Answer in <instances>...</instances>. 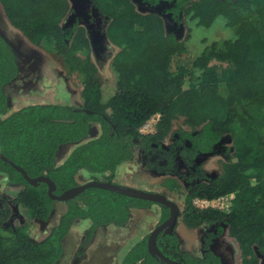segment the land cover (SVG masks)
<instances>
[{"label": "trees", "instance_id": "1", "mask_svg": "<svg viewBox=\"0 0 264 264\" xmlns=\"http://www.w3.org/2000/svg\"><path fill=\"white\" fill-rule=\"evenodd\" d=\"M91 2L105 20L106 41L115 49L112 89L93 60L87 29L79 22H65L69 0H0L11 26L36 47L61 58L68 73L79 75L82 83L80 107L36 104L5 117L10 109L5 88L20 71L0 35V152L30 178H49L59 196L80 185L82 172L92 181L102 176V182L115 183L118 167L130 162L138 149L144 168L166 177L162 188L168 190V199L182 202L181 222L188 229L228 227L242 252L241 264H260L256 250L264 253V0ZM189 16L206 29L221 18L234 37L208 44L191 64L179 61L173 68L175 59L188 54L182 30ZM155 115L158 132L142 135L140 129ZM94 126L99 134L89 139ZM67 145L73 148L58 165L59 150ZM213 157L223 159L220 174L207 181L200 167ZM1 173L22 189L13 191L9 201L0 194V264H58L76 220L90 224L86 246L99 228L124 227L132 210L153 205L97 188L58 202L49 196L47 184L31 185L2 159ZM226 195L235 196L227 212L193 205L195 199ZM57 203H64L66 210L42 241H35L27 226L7 222L17 208L29 221H50ZM158 206L163 222L170 210ZM178 243L174 235L157 239L159 250L173 261L222 264L209 251L194 259L180 251ZM120 264L166 263L149 254L146 236Z\"/></svg>", "mask_w": 264, "mask_h": 264}, {"label": "rangeland", "instance_id": "2", "mask_svg": "<svg viewBox=\"0 0 264 264\" xmlns=\"http://www.w3.org/2000/svg\"><path fill=\"white\" fill-rule=\"evenodd\" d=\"M75 14L78 9L82 11L83 5L80 2L70 0ZM139 8V7H138ZM74 17V16H72ZM182 39L186 40L188 54L174 60L176 63L182 61L191 64L208 44L221 39L234 37V32L225 26L224 20L217 19L214 24L206 29L197 25V20L190 16L184 18ZM85 26V22H82ZM99 34V35H98ZM0 35L10 45L17 56L20 68L19 78L6 86L5 91L9 98L10 109L5 117L31 105L62 103L70 106L80 107L82 103V83L79 75H70L63 65L61 58L55 54L46 52L44 49L33 45L20 31L9 23L3 7L0 3ZM92 40L93 60L98 65L100 71L107 79V89H112L115 76L111 68V62L115 55V49L106 41L104 34L95 33ZM187 87V86H186ZM98 127H93V134L89 139L97 136ZM169 147L172 141H168ZM73 145L63 146L56 159L61 165L69 155ZM220 157L207 158L200 167L208 180H213L220 174ZM98 181H102V176H98ZM114 181L122 186H127L136 190L152 194H161L168 190L162 188L165 177H158L146 171L140 162L139 154L136 151L134 158L118 167L114 175ZM78 182L83 185L92 181L91 177L83 172L78 175ZM18 188L12 186L7 176L0 174V194L5 200H10L11 193ZM181 209L182 202L173 201ZM64 203H57L54 214L50 221L41 222L37 220L29 221L26 212L22 208H17L13 216L7 221L17 226H27L30 236L35 241L45 239L50 229L58 222L65 212ZM197 208V207H196ZM161 207L153 204L150 208L132 210L129 221L124 227L109 225L99 228L88 245L84 246V237L89 227L86 220H76L64 241V254L58 264H120L129 250L142 241L159 226ZM211 231V227H203L198 230H189L179 220L175 230V235L179 238V248L182 252L192 256H200V244H202L203 234ZM225 239L220 248L226 250L228 255L222 254L226 264H241L242 252L232 239L228 231L222 235ZM219 241L217 242L219 247ZM218 250V249H217ZM257 251L260 264H264V253ZM221 254V253H220Z\"/></svg>", "mask_w": 264, "mask_h": 264}, {"label": "water", "instance_id": "3", "mask_svg": "<svg viewBox=\"0 0 264 264\" xmlns=\"http://www.w3.org/2000/svg\"><path fill=\"white\" fill-rule=\"evenodd\" d=\"M0 159L9 163L18 172H20L25 178V180L29 182L31 185L37 186L40 183L47 184L49 196L58 202H67L69 200L76 198L78 195H80L89 188H97V189L114 192L120 195H124L126 197L144 200L154 204L166 206V208L170 210V217L162 226L156 228L148 237V252L152 257L161 260L163 263L182 264L180 262L173 261L170 258L166 257L157 247V237L160 235V233H164L168 235L173 234L178 218L180 216V210L178 208L179 206H177L172 201L168 200L167 197H165L164 195L147 193L144 191L136 190L133 188H129L126 186H122L110 182L90 181L84 185H80L78 187H75L69 191L62 193L59 196H56L54 194L56 190L55 183L51 181L49 178L45 176L38 177L35 179L30 178L28 174L25 172V170L15 165L12 161L6 158L1 152H0Z\"/></svg>", "mask_w": 264, "mask_h": 264}, {"label": "flooded vegetation", "instance_id": "4", "mask_svg": "<svg viewBox=\"0 0 264 264\" xmlns=\"http://www.w3.org/2000/svg\"><path fill=\"white\" fill-rule=\"evenodd\" d=\"M75 2H80L82 5H83V8H82V11H80L79 9H78V13L77 14H75V11H74V8H73V6L71 5V2H70V0H69V3H70V6H71V12L69 13V15H68V17L66 18V20H65V22H79V25L80 26H83L82 25V22H85V28L87 29V34H88V37L91 39V38H93L94 37V35H95V33L98 31L99 33H101V34H104L103 32H102V30H104L105 29V20L103 19V16L101 15V13L95 8V7H93V5H92V2H91V0H74ZM72 16H74V17H72ZM19 31V30H18ZM99 35V34H98ZM14 52V51H13ZM15 54V53H14ZM15 57H16V60H18L17 59V56H16V54H15ZM19 61V60H18ZM18 61H17V64H18ZM18 67H19V65H18ZM19 71H20V68H19ZM19 76H20V73H19ZM19 76H18V78H19ZM17 78V79H18ZM16 79V80H17ZM15 80V81H16ZM14 82V81H13ZM56 104V103H55ZM58 104H62V103H58ZM137 152H138V154H139V158H140V162H141V164H142V160H141V152L137 149L136 150ZM136 151H135V153H136ZM146 170V169H145ZM146 171H148V170H146ZM148 172H150V171H148ZM151 173V172H150ZM151 174H153V173H151ZM153 175H155V174H153ZM155 176H158V177H165L164 175H155ZM165 179H166V177H165ZM102 182V181H101ZM88 183V182H87ZM116 183V182H115ZM116 184H118V183H116ZM81 185V184H80ZM79 185V186H80ZM84 185V184H83ZM118 185H120V184H118ZM12 186H15V187H17L18 189H17V191H20L21 189H22V187L20 186V185H13L12 184ZM78 187V186H77ZM127 187V186H126ZM130 188V187H129ZM85 192V191H84ZM82 194V193H81ZM162 195H164L165 197H167V199H168V196L166 195V193L165 192H162L161 193ZM1 196H2V194H1ZM79 196V195H78ZM235 197V196H234ZM2 199H5V197H3L2 196ZM11 200V199H10ZM169 200V199H168ZM170 201H172V200H170ZM173 202V201H172ZM173 203H175V202H173ZM154 204V203H153ZM176 204V203H175ZM158 205V204H157ZM177 205V204H176ZM194 205V204H193ZM179 208V207H178ZM179 210H180V216H179V218H178V221H177V224H176V226H175V229H174V232H173V234H169V235H174L175 237H177L176 235H175V230H176V228H177V226H178V223H179V220L181 221V209L179 208ZM200 210V209H199ZM209 210V209H208ZM212 210H214V209H212ZM221 212V211H220ZM222 212H224V211H222ZM131 216V215H130ZM170 217V216H169ZM169 219V218H168ZM168 219H166V220H164L163 222H159V226L158 227H160V226H162ZM160 221H161V219H160ZM158 227H156V228H158ZM203 227H211V231H209V230H207L204 234H203V239H202V244H200V256L198 257V256H192V255H190V254H188V253H186V254H188V255H190L191 257H194V259L195 258H198V259H202L203 257H204V255L209 251V252H211V253H213L216 257H218L219 259H220V261H221V263L222 264H226V262H224V260H223V257H222V254H226V255H228V249H230L229 248V246H227V249L226 250H222L220 247L221 246H223V244H224V241H225V239L224 238H222V235L225 233V230H227L228 231V227H223V228H220V227H218V226H216V225H204V226H202L201 228H203ZM187 228V227H186ZM201 228H198V229H201ZM188 229V228H187ZM198 229H194V230H198ZM189 230H191V229H189ZM160 234H164V233H160ZM164 235H168V234H164ZM160 236V235H159ZM158 236V237H159ZM158 237H157V239H158ZM178 238V237H177ZM219 239H221L220 240V242H219V247H218V244H217V242L219 241ZM178 241H179V238H178ZM179 243H180V241H179ZM179 243H178V249L180 250V248H179ZM207 245H209L208 246V248H206V246ZM158 247V246H157ZM159 249V248H158ZM218 249V250H217ZM181 251V250H180ZM221 253V254H220ZM257 253V252H256Z\"/></svg>", "mask_w": 264, "mask_h": 264}, {"label": "built area", "instance_id": "5", "mask_svg": "<svg viewBox=\"0 0 264 264\" xmlns=\"http://www.w3.org/2000/svg\"><path fill=\"white\" fill-rule=\"evenodd\" d=\"M159 122V116H153L145 125L140 129L142 135H153L157 131V124ZM234 195L221 196L217 199H195L194 205L200 210L214 209L219 211L227 212L232 205L231 202L234 200Z\"/></svg>", "mask_w": 264, "mask_h": 264}, {"label": "clouds", "instance_id": "6", "mask_svg": "<svg viewBox=\"0 0 264 264\" xmlns=\"http://www.w3.org/2000/svg\"><path fill=\"white\" fill-rule=\"evenodd\" d=\"M193 204H194V201H193ZM195 206H196V205H195ZM195 206H194V207H195ZM195 208H196V207H195ZM196 209H198V208H196Z\"/></svg>", "mask_w": 264, "mask_h": 264}]
</instances>
